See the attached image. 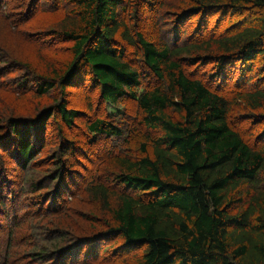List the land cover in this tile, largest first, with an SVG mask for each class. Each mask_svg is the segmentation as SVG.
Segmentation results:
<instances>
[{
	"label": "trees",
	"instance_id": "obj_1",
	"mask_svg": "<svg viewBox=\"0 0 264 264\" xmlns=\"http://www.w3.org/2000/svg\"><path fill=\"white\" fill-rule=\"evenodd\" d=\"M31 1L29 11L38 0ZM60 3L68 8L54 36L69 43L70 57L43 67L30 81L39 97L56 90L57 102L32 117L7 119L0 126L7 139L0 138V145L10 143L28 166L48 120L59 121L57 130L74 127L80 111L69 106L68 93L78 84L94 87L101 101L115 106L124 98L136 102L139 125L123 134L120 117L115 122L90 116L84 124L86 143L94 140L89 135H104L124 137L125 146L106 159L103 182L85 188L93 206L83 216L92 220L93 235L60 248L63 261L91 246L90 262L104 255L93 264H264V129L251 144L231 125L234 110L264 117V89H227L243 75L247 82L264 60V0ZM164 5L177 9L172 20L180 37L173 46L154 20ZM213 12L234 20L225 32L203 38V23ZM196 17L191 35L182 30ZM209 58L215 73L231 76L233 66L241 79L237 75L234 85L223 78L215 87L206 83L195 65ZM76 142L63 138L59 161L72 159L71 151L81 148Z\"/></svg>",
	"mask_w": 264,
	"mask_h": 264
},
{
	"label": "rangeland",
	"instance_id": "obj_2",
	"mask_svg": "<svg viewBox=\"0 0 264 264\" xmlns=\"http://www.w3.org/2000/svg\"><path fill=\"white\" fill-rule=\"evenodd\" d=\"M30 2L0 0V80L3 81L0 83V126H5L9 118L32 117L48 105H54L59 93L55 90L53 95L39 97L30 81L37 78L43 67L53 63L60 66L70 57L69 43L54 36L56 21L65 15L64 9L68 5L60 3V0H38L32 3L29 11ZM171 6L174 5L159 8L154 20L158 21L160 35L173 46L180 36L173 21L177 9ZM229 18L220 13L209 14L206 17L208 21L205 25L203 23L207 28H203L204 35L201 36L207 38L225 32L234 20L233 16ZM197 19L181 24L182 30L189 31L191 35ZM145 26L149 23L145 22ZM199 33L192 35L193 40ZM180 43L178 40L177 44ZM130 51L127 49V54ZM130 57L133 63L140 62L135 54H130ZM209 60L207 64L198 62L195 65L206 83L215 87L218 86L217 80L223 78L234 85L237 75L241 79V71L237 72L233 66L235 72L231 76L215 73L217 68ZM25 63L30 67L24 68ZM256 67L247 82L243 75L237 86L227 88L229 92L264 89V60L258 61ZM145 71L148 75V69ZM212 72L214 74L210 75ZM86 85H73L69 89L68 104L80 111L74 127L57 130L59 121L48 120L47 130L39 140L38 155L28 166H22V161L13 152L15 147H9L10 143L0 145V264H93V261L103 260L101 253L99 258L96 256L90 262L95 256V248L91 246H85L89 249L84 248L81 252H71L64 261L63 251L59 252L60 248L72 247L81 238L93 235L90 228L92 220L83 216L93 206L85 188L90 182H103L106 159L110 154H120L125 146L124 137L117 136L101 135L97 138L89 135L94 140L86 143L88 136H84V124L90 116L91 119L105 117L115 122L120 117L119 125L126 134L138 125L137 104L130 98L120 100L116 106L101 101L98 90ZM231 115V125L251 144L257 142L258 134L264 129V117L260 113L242 110H234ZM0 135L2 140L7 139L4 131H0ZM71 136L78 140L76 143L81 148L71 151L74 155L67 163L59 161L62 159L59 146L63 138L71 139ZM32 137L36 144V138Z\"/></svg>",
	"mask_w": 264,
	"mask_h": 264
}]
</instances>
